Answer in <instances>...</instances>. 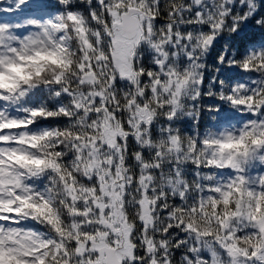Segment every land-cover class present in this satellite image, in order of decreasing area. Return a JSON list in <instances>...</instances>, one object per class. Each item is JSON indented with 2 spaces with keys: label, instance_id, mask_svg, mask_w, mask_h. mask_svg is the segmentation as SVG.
Instances as JSON below:
<instances>
[{
  "label": "snow or ice",
  "instance_id": "6c2138e0",
  "mask_svg": "<svg viewBox=\"0 0 264 264\" xmlns=\"http://www.w3.org/2000/svg\"><path fill=\"white\" fill-rule=\"evenodd\" d=\"M0 5V264H264V0Z\"/></svg>",
  "mask_w": 264,
  "mask_h": 264
},
{
  "label": "trees",
  "instance_id": "16d2710c",
  "mask_svg": "<svg viewBox=\"0 0 264 264\" xmlns=\"http://www.w3.org/2000/svg\"><path fill=\"white\" fill-rule=\"evenodd\" d=\"M0 6H6V5H0ZM209 63L211 64V59H209ZM193 123H195V122H193ZM199 123H200L201 131L203 130V128L205 126H208L210 124V118H209V116H208L207 113L200 119ZM186 127H187V129L190 132H193L194 133L195 129L192 128L191 125H187ZM253 174H255V172ZM179 255H180V253H177V258L179 257Z\"/></svg>",
  "mask_w": 264,
  "mask_h": 264
}]
</instances>
